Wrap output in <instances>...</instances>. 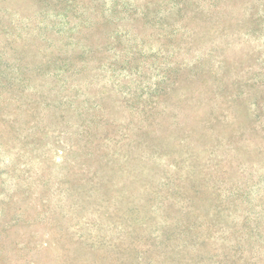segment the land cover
Returning a JSON list of instances; mask_svg holds the SVG:
<instances>
[{"label":"rangeland","instance_id":"rangeland-1","mask_svg":"<svg viewBox=\"0 0 264 264\" xmlns=\"http://www.w3.org/2000/svg\"><path fill=\"white\" fill-rule=\"evenodd\" d=\"M70 1L0 0V13L65 14L60 20L51 16L45 32L30 25L16 30L13 43L1 40V62L16 56L30 68L47 62L49 55L78 54L70 51L78 39L101 57H111L105 42L94 40L110 32L115 21L107 29L72 31L57 41L63 20L67 28L83 13H103L97 0H92L95 5ZM124 1L132 11L117 49L120 55L136 49L135 60L118 62L112 75L91 71L71 81L78 86L72 103L76 109L90 79L86 90L93 95L90 103L101 110L98 115L58 109L33 113L26 119L37 122L40 138L24 143L21 136L27 130L7 122L13 105L0 104V264H91L92 258L95 264H264V0H171L184 3L179 13L170 1ZM118 8L123 13L124 7ZM2 16L0 24L7 21ZM153 17L163 20L154 24V31ZM151 31L170 34L157 38L149 36ZM165 68L171 81L163 79ZM199 80L208 86L198 93ZM41 81V76L33 78L30 89L39 90ZM155 82L165 93L154 102L146 91ZM233 86L242 91L234 94L235 104L223 116L214 114L208 127L212 89L230 94ZM129 91L131 99L125 94ZM253 97H258L259 108ZM42 99L49 100L45 95ZM143 104L145 115L136 109ZM86 119L90 138L100 139L105 153H114V158L94 155L90 182L73 175L75 164L83 161L77 141L84 139L75 123ZM120 165L126 169L120 171ZM211 185H232L231 209L214 204ZM166 190L170 196L161 195ZM243 191L247 194L240 204ZM79 193H92V198L77 201ZM92 199L100 206H93ZM181 207L187 215H181ZM243 216L248 217L246 234L226 236L225 230L240 228Z\"/></svg>","mask_w":264,"mask_h":264},{"label":"trees","instance_id":"trees-1","mask_svg":"<svg viewBox=\"0 0 264 264\" xmlns=\"http://www.w3.org/2000/svg\"><path fill=\"white\" fill-rule=\"evenodd\" d=\"M73 1V0H72ZM95 5V2L92 0H87ZM150 1V0H145ZM166 2L170 1L171 6L170 8L175 12L179 13L182 9H185L184 3L179 1H171V0H165ZM71 1L66 0L65 4L70 5ZM100 4L103 5V13H83L85 14L84 18L76 17V20L67 28H64L63 25L67 24L65 20L62 22V27L58 28L56 33L57 41L62 40V38H68L69 36H72V31H81V30H88V29H97V28H106L110 27V24L112 21H115L116 25H113L111 28H109L110 32H105L104 37H100L99 39H95L94 41L99 44V42L104 41L105 47L108 52H112L113 55L111 57H108V59L104 58V55L101 57L99 55L98 50H96L92 45L87 44L86 42H82L81 39L76 40L75 45L73 48L70 49L76 50L78 54L76 53H68L67 56L58 57V58H52L51 55L47 57V62L45 63H36L32 67H28L27 65L21 64L18 58L16 56H12V59L5 60L4 62H1L3 54H5V50L2 47V51H0V104L2 105H13L12 110L10 114L12 115V118L8 120L12 127H18L27 130L26 133H24L21 136V139L24 143H32L36 142L38 138H40V134L38 131L35 130L37 126L36 121H29L27 118L28 115H32L33 113H40L42 110H61L62 113H64L67 110L73 111V113H76L78 115L84 114V112H91L92 117L98 115V112L100 110L98 105H92L91 99L93 95L88 92L86 89L91 86L90 79H86L87 83L85 84V92L83 93V97L80 99V107L73 108L74 105L72 104L73 101L76 100L78 96V89L77 85H72L71 81L74 79H78L80 75L82 74H89L91 71H98L101 70V72H104L105 74L112 75L117 69V63L122 61V63L128 65L130 62H133L135 60L134 52L136 49H133L131 53H125L123 55H120V52L117 49V43L119 42V39L121 37H125L127 34L128 29L125 27L126 21L130 18L131 15V7L128 6L124 0H97ZM210 5H212V1L209 2ZM126 5V6H125ZM59 7V4L57 5ZM94 7V6H93ZM117 7V9L115 8ZM123 8L122 12L118 10L119 8ZM137 12V11H134ZM2 17L6 18L7 21L0 24V41L4 40L6 43H13L16 40V37H14L13 34H16V30H27L33 25V28H37L39 31L45 32L49 27L48 24L50 22L52 23L53 20L50 19L51 16L56 15L55 19H62L65 16L64 13H51V15H42V13H36V15H28L25 13H0ZM90 16H88V15ZM210 14V13H209ZM137 16L138 13H135L134 16ZM206 17H210V15H207ZM1 19V18H0ZM153 23H151V28L154 27V24H161V21H163L161 18L153 17L152 18ZM182 22H189V19L186 17H182L180 19ZM24 21V22H23ZM62 21V20H61ZM109 22H111L109 24ZM1 23V21H0ZM154 31V28H153ZM151 31L149 36H156L157 38H164L166 35L170 34L169 32L161 33L157 32L154 34V32ZM20 34V33H19ZM30 40L29 43H35V39H28ZM101 40V41H99ZM73 42V41H72ZM39 44V43H38ZM75 48V49H74ZM97 56V57H96ZM5 58V57H4ZM105 59L106 61H104ZM94 62H98V65L95 67H89V65ZM200 62L199 59L192 61V65L196 66V63ZM103 66V67H102ZM184 69V68H183ZM134 73V71H131L130 74ZM33 74V75H32ZM37 76H41V86L38 90L35 87H32L30 89V83L33 80V78H37ZM89 76V75H88ZM130 76V75H128ZM196 75H193L194 77ZM191 78V77H190ZM163 79L166 81H171V74L165 68L163 70ZM200 87L202 89H197L196 92L199 93V91L205 90L208 86V83L204 80H199ZM218 83L224 84L223 79H218ZM234 85V84H231ZM232 93H227L224 90L214 88L212 89V100H210L211 103L207 105L206 108V116H208V119L205 120V123L209 127L212 123V120L216 119L218 114L219 116H223L225 111L235 104V95L239 96V94L242 92L238 89V87L233 86L231 87ZM26 91V97H21V92ZM162 89L158 86L157 82L153 84V86L149 87L146 91V96L148 99L152 101H156L159 99L158 97L162 94ZM128 99H131L133 96V92H125ZM48 97L49 100L45 101L42 99V97ZM184 96V90L178 93V99L182 98ZM248 97H250L248 95ZM258 97H253L251 99L252 104L258 105L256 102ZM143 103H145V99L142 100ZM255 108H259L258 106ZM136 109L138 113L145 115V107L144 104L141 106H136ZM78 110V111H77ZM101 111V110H100ZM44 113V112H43ZM215 114V115H214ZM144 117V116H143ZM82 122V123H75V129L78 131L79 135H81V138L79 141H77V144L81 145V148L83 149L80 154L83 158L82 163L75 164L77 167V171L73 172L76 179L79 181L84 180L85 182H90L93 179V172L91 171L90 167L94 163V155H102L101 153H104V155H108L112 158H114V153L109 152L105 153L104 147L102 146L100 139L97 141H94V139L90 138L89 129H91V122L88 121ZM144 120H147L146 117H144ZM26 125V126H25ZM8 131V130H7ZM1 135L8 141L10 140V133L2 132ZM88 135V137H86ZM104 140H110L108 136L103 137ZM64 142V141H62ZM79 142V143H78ZM66 143V142H65ZM69 145L76 144V143H67ZM79 146V145H78ZM80 148V146H79ZM61 150H64L62 148ZM96 151V152H95ZM204 152V150H203ZM70 160H72L73 163L76 162V159H71L72 157L67 156ZM126 167L120 165L119 170L124 171ZM217 172L216 170H214ZM90 173V176H87V174ZM220 173V172H219ZM217 173V174H219ZM87 182V183H88ZM60 188V187H58ZM208 190L216 193L214 194V201L215 205L222 207L223 209H231L232 200H233V190L232 185H227L225 187H216L214 185H211ZM246 192L243 191V193L238 197V201L240 204H243L245 202L246 198ZM161 195L170 196L169 191H164L161 193ZM85 196H92V193H79L77 195L76 200L81 201L83 197ZM185 197V195H184ZM92 198V197H91ZM90 198V200H91ZM189 199L187 198V201ZM92 202H95L94 199H92ZM101 202H95L94 205L100 206ZM238 203V204H239ZM159 207H157L155 210L157 211ZM181 215H187L186 209L184 207H181ZM264 220V219H263ZM245 221H248V217L243 216L242 221L239 224L240 228H237L235 230H225L224 234L231 235L235 231H238L240 233H245L246 225ZM264 222V221H262ZM208 223L206 224L207 227ZM227 227L231 228L230 224L226 223ZM258 222L255 223L254 227H258ZM190 224L188 225V221H185V231L189 230ZM181 228V227H180ZM179 228V233L180 232ZM208 228V227H207ZM223 229V228H222ZM222 231V230H221ZM246 234V233H245ZM246 237V235H245ZM248 238V237H246ZM3 240V239H2ZM20 246L23 244L20 243ZM21 246V247H22ZM21 247H18L19 249ZM8 259V258H7ZM114 258H105L103 261H113ZM89 261V260H88ZM95 258H92L90 263L95 264ZM121 262H119L120 264Z\"/></svg>","mask_w":264,"mask_h":264}]
</instances>
